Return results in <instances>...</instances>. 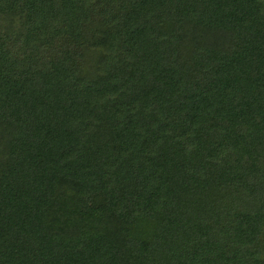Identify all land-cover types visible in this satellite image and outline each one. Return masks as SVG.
Segmentation results:
<instances>
[{"label": "trees", "instance_id": "trees-1", "mask_svg": "<svg viewBox=\"0 0 264 264\" xmlns=\"http://www.w3.org/2000/svg\"><path fill=\"white\" fill-rule=\"evenodd\" d=\"M0 264H264V0H0Z\"/></svg>", "mask_w": 264, "mask_h": 264}]
</instances>
